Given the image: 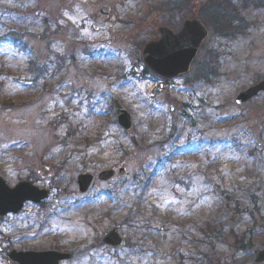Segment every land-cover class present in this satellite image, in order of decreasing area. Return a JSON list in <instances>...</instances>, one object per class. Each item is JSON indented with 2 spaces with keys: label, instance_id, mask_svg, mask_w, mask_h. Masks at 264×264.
<instances>
[{
  "label": "rangeland",
  "instance_id": "374dc122",
  "mask_svg": "<svg viewBox=\"0 0 264 264\" xmlns=\"http://www.w3.org/2000/svg\"><path fill=\"white\" fill-rule=\"evenodd\" d=\"M198 1L0 0V176L48 192L1 220L2 237L72 254L64 264H254L264 248V94L233 101L264 80V8L237 6L244 32L222 39L204 15L216 0ZM193 16L209 37L192 70L153 81L144 43ZM210 51L217 75L201 84ZM113 100L131 132L116 124ZM120 168L123 179L78 194V175ZM114 227L122 249L102 243Z\"/></svg>",
  "mask_w": 264,
  "mask_h": 264
},
{
  "label": "water",
  "instance_id": "95a60500",
  "mask_svg": "<svg viewBox=\"0 0 264 264\" xmlns=\"http://www.w3.org/2000/svg\"><path fill=\"white\" fill-rule=\"evenodd\" d=\"M206 0H203V2ZM101 13L107 17L108 9L102 8ZM157 33L160 35L158 41L147 43L142 52V61L155 75L161 78H174L189 72L191 63L196 58L202 42L206 39L208 32L200 23L198 18L186 20L179 33L174 34L167 28L159 27ZM264 93V81L248 88L238 94L234 103L241 105ZM116 121L119 127L127 132L131 131L132 124L128 112L118 101H113ZM115 172L103 171L98 175L99 182H107L113 179ZM125 171L120 169L117 178H123ZM78 191L85 195L94 187V177L90 174H82L77 177ZM47 197L45 191H38L28 183H20L15 188H8L0 178V216L9 213H18L24 202L38 204ZM112 248H121L125 245L119 235V227L112 229L102 241ZM9 258L18 264H60L70 259L69 254L58 252H11ZM264 262V249L256 256L255 263Z\"/></svg>",
  "mask_w": 264,
  "mask_h": 264
},
{
  "label": "trees",
  "instance_id": "16d2710c",
  "mask_svg": "<svg viewBox=\"0 0 264 264\" xmlns=\"http://www.w3.org/2000/svg\"><path fill=\"white\" fill-rule=\"evenodd\" d=\"M251 6L256 9L264 8V0H219L217 9L212 10L208 14V21L213 27L214 34L218 37L226 38L229 35L241 33L244 24L239 23L241 19L239 17L237 6L244 8L245 6ZM16 46H20L19 42H15ZM23 47V46H22ZM217 55L214 52H209L207 59L200 63V69L197 72L195 81L201 83H210L212 78H215L216 71H213V65L217 63ZM34 67V64H31ZM38 68L37 70H39ZM146 71H144L145 73ZM239 243V241L237 240Z\"/></svg>",
  "mask_w": 264,
  "mask_h": 264
},
{
  "label": "flooded vegetation",
  "instance_id": "af4514ba",
  "mask_svg": "<svg viewBox=\"0 0 264 264\" xmlns=\"http://www.w3.org/2000/svg\"><path fill=\"white\" fill-rule=\"evenodd\" d=\"M24 208V207H23ZM24 209H22L19 213L17 214H8L5 215L3 217H0V221L7 219V218H12L15 216H19L22 214ZM53 251H59V252H63L61 250H59L58 248L56 249H51ZM11 251H43V250H29V249H24V248H19V247H15L14 243H12L10 240L2 237L0 235V258L3 264H18L17 262L9 259V253Z\"/></svg>",
  "mask_w": 264,
  "mask_h": 264
}]
</instances>
